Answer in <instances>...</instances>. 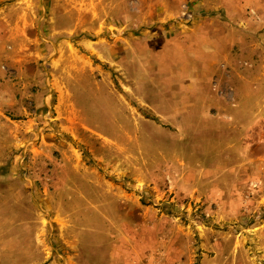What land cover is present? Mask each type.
<instances>
[{
  "label": "rangeland",
  "instance_id": "1",
  "mask_svg": "<svg viewBox=\"0 0 264 264\" xmlns=\"http://www.w3.org/2000/svg\"><path fill=\"white\" fill-rule=\"evenodd\" d=\"M224 1L0 0V264H264L263 13Z\"/></svg>",
  "mask_w": 264,
  "mask_h": 264
},
{
  "label": "crops",
  "instance_id": "2",
  "mask_svg": "<svg viewBox=\"0 0 264 264\" xmlns=\"http://www.w3.org/2000/svg\"><path fill=\"white\" fill-rule=\"evenodd\" d=\"M218 7H226V9H236L238 11L241 8H256L258 12L263 13L262 16L259 17V19H255L254 17L244 15L241 16L242 24L247 26V24H254L255 22H259L260 24V32L259 33H252L254 38L258 39L260 42V53L264 56V0H225L223 3H218ZM212 23L217 25L225 24L221 19L218 17H212ZM227 26L231 24L230 21L226 22ZM219 27V26H218ZM214 27L211 32V46L213 49L219 50L220 52H227V57L230 56L234 57L232 59H235L237 56H241V60L238 62L240 66L245 67L244 64H247L246 60L247 58H244L245 55L253 53V49H257L252 47L249 42L244 41L245 39H242L241 44H234L232 40L230 39V35L228 32H225L223 29L224 27ZM226 29H229V27H226ZM251 33V32H250ZM250 33H248L250 35ZM246 34V33H245ZM247 36V35H246ZM260 68V67H259ZM261 70V69H259ZM264 72V71H263ZM249 74H240L238 73L237 76L240 79H248L251 76V72L248 71ZM253 74V73H252ZM232 73H228L226 76H224V79L232 81L233 80ZM10 90L8 92V95L3 99L2 96V90L0 88V118H8L7 113L11 115H18L21 113L26 114L28 116V111L26 108V102L23 100H19L17 97V91L15 89H11V86L9 87ZM7 106V107H6ZM8 109V110H7ZM219 117V115H218ZM9 119V118H8ZM40 220V219H39Z\"/></svg>",
  "mask_w": 264,
  "mask_h": 264
}]
</instances>
